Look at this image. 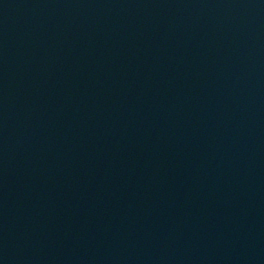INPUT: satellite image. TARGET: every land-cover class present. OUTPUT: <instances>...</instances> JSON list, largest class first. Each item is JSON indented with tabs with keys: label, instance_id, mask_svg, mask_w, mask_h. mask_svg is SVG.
<instances>
[{
	"label": "water",
	"instance_id": "water-1",
	"mask_svg": "<svg viewBox=\"0 0 264 264\" xmlns=\"http://www.w3.org/2000/svg\"><path fill=\"white\" fill-rule=\"evenodd\" d=\"M0 264H132L123 0H0Z\"/></svg>",
	"mask_w": 264,
	"mask_h": 264
}]
</instances>
